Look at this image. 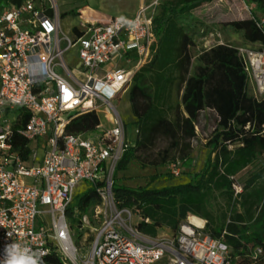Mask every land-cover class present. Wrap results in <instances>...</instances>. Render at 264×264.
I'll return each instance as SVG.
<instances>
[{"label":"built area","instance_id":"built-area-1","mask_svg":"<svg viewBox=\"0 0 264 264\" xmlns=\"http://www.w3.org/2000/svg\"><path fill=\"white\" fill-rule=\"evenodd\" d=\"M241 1L250 11L256 7ZM54 2L0 0V260L5 245L16 243L22 254L38 256L42 264L261 261L262 247L249 248L240 258L227 241V228L214 238L207 221L194 216L202 226L189 217L176 234L148 236L128 223L130 210H119L115 203L117 168L135 144L114 102L130 92L136 74L155 52L158 1L142 5L133 17L82 19L72 36L63 32ZM260 27L264 30V18ZM73 50L78 56L69 62ZM239 51L250 83L249 65ZM253 55L262 97L264 52ZM101 108L113 113L112 127L101 124ZM90 113L99 118L94 130L67 132L74 119ZM26 114L30 117L23 124ZM179 171L172 167V174ZM232 180L234 199H239L244 186L237 177ZM82 183L90 185L101 204L82 217L80 230L89 229L91 222L100 226L94 240L88 245L85 238L79 247L67 218Z\"/></svg>","mask_w":264,"mask_h":264},{"label":"trees","instance_id":"trees-1","mask_svg":"<svg viewBox=\"0 0 264 264\" xmlns=\"http://www.w3.org/2000/svg\"><path fill=\"white\" fill-rule=\"evenodd\" d=\"M214 1H168L161 6L159 14H155L156 49L150 62L136 74L129 92L131 110L138 125L137 141L124 155L116 174L125 171L139 151L151 149L160 138L168 139L173 148L185 143L184 147L189 149L198 136L195 123L204 111H212L217 126L207 144L210 155L203 170L193 174L189 183L161 189H152L148 184L130 188L115 180L114 195L119 210L138 211L141 222L136 228L143 234L154 238L164 230L176 234L180 226L194 216L207 221V231L214 238L221 237L227 228V241L241 258L249 248L260 246L264 250V189L249 191L260 176L253 177L244 186L239 199H234L232 188V178H238L264 156V99L250 96L245 61L239 49L232 45L219 44L204 49L196 65L193 64L194 37L199 35L198 27L202 26L196 12ZM247 1L264 15V0ZM76 16L84 17L86 13ZM224 26L242 34L248 43L259 44L264 49V30L256 16ZM175 87L182 96L173 108L170 102ZM173 109L174 117L169 118L168 113ZM29 117L25 115L23 124ZM98 125V116L90 113L74 119L67 126V132H90ZM184 165H192L189 157L184 158ZM218 193L226 198L229 209L222 216L221 224L210 208L212 197ZM100 204L99 197L90 190L77 207L70 208L67 219L72 232H76L77 246L81 247L85 235L80 230L82 217ZM237 208L242 211H236ZM228 219L232 221L229 225ZM87 242L90 244L92 239ZM52 261L59 263L58 259ZM240 261L239 264H254L242 258ZM256 264H264V258Z\"/></svg>","mask_w":264,"mask_h":264},{"label":"rangeland","instance_id":"rangeland-1","mask_svg":"<svg viewBox=\"0 0 264 264\" xmlns=\"http://www.w3.org/2000/svg\"><path fill=\"white\" fill-rule=\"evenodd\" d=\"M37 4L41 2H48V0H34ZM150 4L154 0H55L54 4L57 7L61 17L62 30L64 33L72 36V29L79 27L81 20L86 17H131L135 14L141 4ZM155 14H159L161 6L168 1L174 0H157ZM74 12V13H73ZM86 13L84 17H77L76 14ZM67 14L64 18L63 15ZM197 17L202 22V26L198 27L199 35L194 37L195 47L192 48L193 64L196 65V60L199 53L204 49H209L219 44H229L239 50H243L244 58L249 65L251 73V81L249 83L250 96H256L259 99H264V96H259L257 88L256 57L250 56L252 53L262 54L264 49L261 45H252L248 43L242 34L236 33L230 28H226L224 24L232 21L244 20L256 16L258 19H263L264 15L255 7L252 11L246 7L241 0H216L211 4L206 5L196 12ZM250 53V55H249ZM76 50H73L68 55L69 62L77 58ZM255 65V67L253 66ZM255 71V72H254ZM182 92L178 87H175L172 92V100L170 105L174 108L181 100ZM114 107L122 116L126 128L128 139L132 144L137 141L138 125L134 117L131 104L129 101V93L123 95L121 100L114 102ZM175 110H170L169 118H173ZM101 124L110 128L114 125V115L106 108H101L98 111ZM216 115L212 111H204L196 125L197 139L191 143L189 149L184 147V144L179 148H173L168 139L160 138L154 147L147 151H139L136 158L128 165L127 169L118 172L115 176L116 181L120 184L130 188H137L144 185H149L152 189H161L164 187L179 186L189 183L192 175L200 173L210 155V148L207 146L212 138V134L217 126ZM189 157L192 165L189 167L184 165V158ZM166 159V161H164ZM176 165L179 167V175L172 174V167ZM256 176H260L254 186L249 190H263L264 189V156L259 157L249 168L244 170L239 175V182L243 186H247L248 182ZM155 178V181L153 179ZM90 191V185L82 183L78 186L75 192V200L72 207H77L80 200ZM226 198L218 193L212 197L210 201V208L221 224L223 222L222 216L229 212L227 208ZM236 211L241 212L242 209L237 208ZM77 215L78 210L75 209ZM130 213L132 217L129 219ZM125 214L128 223L134 228L141 222L140 214L136 210H132ZM99 223L91 222L89 229H84L82 233H86L84 241L81 246L85 244V238L94 240L96 236V229L99 228ZM79 231V230H78ZM77 231V232H78ZM160 231V235H171L169 230ZM80 232V231H79ZM76 234V232H74ZM91 243V242H90ZM89 245V244H88Z\"/></svg>","mask_w":264,"mask_h":264},{"label":"clouds","instance_id":"clouds-1","mask_svg":"<svg viewBox=\"0 0 264 264\" xmlns=\"http://www.w3.org/2000/svg\"><path fill=\"white\" fill-rule=\"evenodd\" d=\"M0 264H42L38 256L24 255L16 243L5 245L3 259Z\"/></svg>","mask_w":264,"mask_h":264},{"label":"bare ground","instance_id":"bare-ground-1","mask_svg":"<svg viewBox=\"0 0 264 264\" xmlns=\"http://www.w3.org/2000/svg\"><path fill=\"white\" fill-rule=\"evenodd\" d=\"M154 2H152V3H150V4H145V5H151V4H153ZM145 5H143V6H145ZM99 17H86L85 19H87V20H97ZM190 221H192V222H194V223H196L197 225H200V226H202L203 224H202V222L201 221H199V220H197L196 218H194V217H190Z\"/></svg>","mask_w":264,"mask_h":264},{"label":"crops","instance_id":"crops-1","mask_svg":"<svg viewBox=\"0 0 264 264\" xmlns=\"http://www.w3.org/2000/svg\"><path fill=\"white\" fill-rule=\"evenodd\" d=\"M142 5H143V3H142V1H141L140 7H141ZM140 7H139V8H140ZM138 10H139V9H138ZM136 13H137V12H136ZM136 13H135V14H136ZM135 14H133L131 17H133ZM117 17H120V16H117ZM105 18H115V17H113V16H109V15H108V16H103V17H101V18L99 17L98 19H105ZM98 19H97V20H98ZM163 232H165V231H163Z\"/></svg>","mask_w":264,"mask_h":264}]
</instances>
